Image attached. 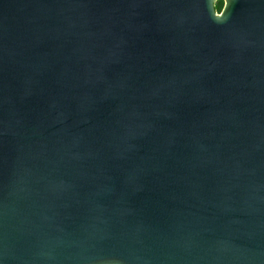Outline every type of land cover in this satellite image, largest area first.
Returning a JSON list of instances; mask_svg holds the SVG:
<instances>
[{
	"label": "water",
	"instance_id": "obj_1",
	"mask_svg": "<svg viewBox=\"0 0 264 264\" xmlns=\"http://www.w3.org/2000/svg\"><path fill=\"white\" fill-rule=\"evenodd\" d=\"M0 0V264H264V0Z\"/></svg>",
	"mask_w": 264,
	"mask_h": 264
},
{
	"label": "flooded vegetation",
	"instance_id": "obj_2",
	"mask_svg": "<svg viewBox=\"0 0 264 264\" xmlns=\"http://www.w3.org/2000/svg\"><path fill=\"white\" fill-rule=\"evenodd\" d=\"M216 3L220 5V8L218 10H216V13H217V15H221L222 8H223V6L225 4V0H215V4Z\"/></svg>",
	"mask_w": 264,
	"mask_h": 264
},
{
	"label": "trees",
	"instance_id": "obj_3",
	"mask_svg": "<svg viewBox=\"0 0 264 264\" xmlns=\"http://www.w3.org/2000/svg\"><path fill=\"white\" fill-rule=\"evenodd\" d=\"M214 7H215V10H218L220 8V5L219 4H214Z\"/></svg>",
	"mask_w": 264,
	"mask_h": 264
}]
</instances>
